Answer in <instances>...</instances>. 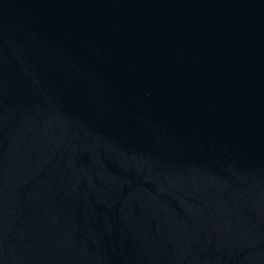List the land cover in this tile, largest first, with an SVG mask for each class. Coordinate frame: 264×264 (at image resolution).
<instances>
[{
  "label": "water",
  "instance_id": "obj_1",
  "mask_svg": "<svg viewBox=\"0 0 264 264\" xmlns=\"http://www.w3.org/2000/svg\"><path fill=\"white\" fill-rule=\"evenodd\" d=\"M0 264H264V0H0Z\"/></svg>",
  "mask_w": 264,
  "mask_h": 264
}]
</instances>
